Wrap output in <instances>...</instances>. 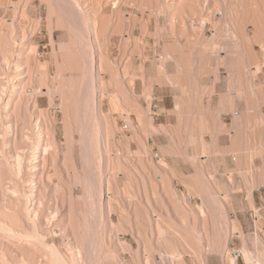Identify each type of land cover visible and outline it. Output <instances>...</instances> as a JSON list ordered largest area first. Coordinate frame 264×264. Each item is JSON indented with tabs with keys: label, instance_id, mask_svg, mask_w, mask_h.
<instances>
[{
	"label": "bare ground",
	"instance_id": "1",
	"mask_svg": "<svg viewBox=\"0 0 264 264\" xmlns=\"http://www.w3.org/2000/svg\"><path fill=\"white\" fill-rule=\"evenodd\" d=\"M58 1H60L59 5H61L59 6V14L54 16L51 0H41L42 5L44 3L47 7L46 18L43 19L37 15L36 0H0V134L2 136L0 141V264H186V258L192 255L195 256L193 260L195 264H213L209 260L210 257H217L220 264H238L240 256L246 264H264V234L263 236L259 234L262 232L261 226L264 224V173H258L257 178L249 181L245 188L244 199L239 198L238 189L234 190V193L238 194L234 196L235 198L227 194L228 191L226 195L222 193L223 198L226 200L223 204H218V200L216 202V200L212 199V202L214 201L212 203V206L214 204L213 209L218 208V216L224 223V233L219 237L214 234L215 228H213L214 219L212 216L215 212L210 213L204 203L201 208L195 209V207H190L188 202H179L174 189L176 173L171 167L165 173H161L159 166L161 167L162 165L158 162V169L155 167L150 169L152 172L148 173L150 174L148 177L146 176L147 173L141 168L140 170L142 171L138 172L136 169L135 173L140 181L145 175V179L150 181L147 182L148 186H150L149 183L155 184L156 181L158 185L160 183L162 185L161 188L163 187L161 189L159 186L160 191L164 189V193L168 195H165V199L157 195V189L159 188L156 185V187L152 186V189L149 188L154 193L150 199L145 197L147 192H143L147 189L142 191V193H146L145 195L143 194L144 196L137 192L140 191L139 187L137 189L134 187L137 193L133 191V194L128 195L130 192L127 189L132 190L134 188H130L127 185L128 188L125 186L127 191L124 189L126 192L123 193V189L117 187L116 170H110L114 173L111 180L108 178L110 181L105 178V172L109 171L110 156L112 148L116 146V136L119 133V129L115 122L110 127L103 128L106 125L103 123L106 115L103 114L102 101L99 105L96 102L97 82L99 80L97 72L101 70L102 66H110L108 59V48L110 39H112L110 36L113 33L122 34L126 22L132 23L140 19L144 22V25L142 24L143 34L148 36L146 37L148 40L135 43L133 49H135L138 59H140L141 75L139 77L142 82L149 81L150 75L149 79L147 78L148 71L153 72L155 82L159 87L166 88L165 90L173 95L174 102L179 104L182 100H185L181 85L188 81L186 76H180V72L182 68H185L188 72L191 70L195 72L193 78L196 88L194 99L196 109H199L198 116H195L193 121L187 122L183 120V127L180 130L186 132V128L190 130V127L195 131L197 130L200 145L199 153H196L195 158H193L195 159L194 164H202V159L212 160V154L218 151L216 147L211 149L205 147L203 141L206 134L210 135L214 144L219 140L220 135L224 133L229 135V132L227 133V130L223 129L221 123L212 124L213 126L211 127L206 116L201 114L202 100L206 94L201 87V83L205 81L207 69H209L207 62L212 57L217 60V67H215L213 72L214 81L220 80L218 66L223 65L222 63L224 62L223 57V60L220 59L221 54L225 55V61L228 63L227 70L230 73L229 77L233 82L232 84L236 86L239 84L238 79L236 80L237 72L240 74V72L245 71L246 74L243 75L245 77V90L237 89L235 92L223 96L229 99H227L229 101L228 111L235 114L242 103L246 104V106L251 103L254 107V111L252 110L254 114H250L251 116L254 115L253 119L250 116L251 121L244 119V113H242L244 114L243 117L235 115L237 117L233 120L235 133L231 141L234 144L238 135L242 132L238 133L240 126L250 127V124H253L252 130L249 131H253L256 135L254 137L258 139V148L262 150L264 148V0ZM124 7L135 9L139 14H129L127 15L128 17H125L124 14L121 15ZM70 8L76 12H72ZM107 11L110 12V15H107ZM52 16H54L53 19L56 18L57 29L61 27L64 31L67 29L69 33L72 30H70V21L74 23V21L81 19L83 36L80 34V54L76 58L77 54L74 58L72 57L73 59L70 58V55H74V53L71 48L64 46L63 42V45L58 44L60 56L56 55L59 52L56 51L57 53H54L55 38L53 26L56 23L54 22L55 25L52 26ZM114 18H117L120 21L119 23L122 22L119 26L116 24L117 27L114 24V26H111L110 22ZM161 18L166 24L163 34L159 28ZM227 21L226 38H229V42L224 45H220L217 42L201 45L208 27H213L217 36L222 32L220 29L221 24ZM150 23L154 25V33L148 35ZM43 25L47 28L45 40L49 42V47L51 48L49 50L50 53L48 52L49 55L45 59L43 58L44 60L41 58L43 54L40 52L38 43L34 41L43 30ZM248 28L252 31L248 32ZM57 29L55 28L54 30ZM196 29H198L197 32H195ZM162 36L170 38L171 43L167 44L164 42ZM190 37L194 38L190 45L182 44L183 39ZM70 41L72 40L70 39ZM73 41L75 40L73 39ZM69 43L71 44V42ZM228 46L232 47V51H229ZM256 47L259 51H257ZM76 51L78 52V49ZM210 51H212V54L209 53ZM19 54H24L25 57L23 56L24 58L21 59ZM243 54L246 55L245 60ZM67 63L69 68H72L69 66L72 63L80 74V78L74 85V82H70L72 86L71 89L68 88L70 91H67L69 92L64 89L65 82L63 85V73L67 71L64 70L67 66H64ZM52 64L55 68L57 67L54 76L56 78V82L54 81L55 86L53 78L50 77ZM168 69H173L171 75L166 74ZM69 71L70 69H68ZM85 81L88 83V88H84ZM134 82V77L129 79L127 87L131 88ZM104 95L105 93L102 92L100 98H104ZM41 99H46V107L41 105ZM57 99L60 105H56ZM68 99L73 101L72 110L74 113H71L77 115L81 109L83 120L84 116L86 117L85 114H89L93 120V131L80 130L78 132V141H75L76 137L74 138V135L66 130L70 125V123L68 125L69 119L67 120V117L71 111L68 112L67 109ZM136 99H134V102ZM148 100L147 103L149 102ZM183 105L185 106V104ZM151 107L150 103L149 110ZM57 111L62 113L64 120V138L66 145H68L67 149H70L73 144H77L78 147L80 145L79 148L83 152L82 158L85 163L87 162V151L93 154L92 158L94 159L92 160L95 163L97 162V167H94L97 168L98 181H94L91 172L86 170L83 165L79 166L81 161L78 159L79 165L73 161L71 156L72 159L68 164H66L68 159L66 160V165H60V160L57 161V149L60 148L61 150L60 143H62H59L58 140ZM181 111L182 109L178 105L175 111L170 112V115L180 121ZM225 111L227 110L225 109ZM238 113L241 114V112ZM145 115L146 112H139L141 123L143 120L145 121ZM124 121L129 124V116L124 115ZM149 122V134L145 126L142 125L141 131L139 130L138 132L139 137H136L144 157L151 155L149 140L154 142L155 139H162L164 134L171 140V147H168L167 152L170 155H175L178 150L176 146L179 143L175 130L163 131V127L156 128L153 126L151 119ZM253 127H255V130H253ZM177 130L179 131V127ZM74 134L76 133L74 132ZM239 137L241 136L239 135ZM254 137L252 136V139ZM254 142L257 143V141ZM78 147L73 149L79 150ZM236 150L239 149L237 148ZM70 151L71 149L67 150L69 152H66L67 157L71 154ZM249 151L252 152L251 150ZM256 153L258 157V151ZM66 155L65 158H67ZM262 156L264 162V154ZM252 157H256L255 154L251 155L249 159ZM249 159L247 160H252ZM234 160H237V158ZM140 161L142 162L141 159ZM117 163L116 166L121 162L118 165ZM122 163L119 171L129 179L134 172H130L128 169L130 165L127 162L122 161ZM133 177L131 178L133 179ZM55 178L60 186L53 189L50 184ZM209 178L211 177L209 176ZM143 181L142 183H145ZM245 181L247 180L245 179ZM52 185L55 186L54 184ZM212 185H214V182ZM144 186L146 187V185ZM194 186L195 184L190 186L192 192L196 191L197 194V192L202 191L203 185L201 186L202 188L198 187L199 184ZM78 188L85 194V198L76 196ZM118 188L122 190L123 196L126 194L128 197L125 198L124 196L123 198L120 193L114 192L113 197H110V192H120L117 190ZM188 188L189 186H187ZM190 189L189 191H191ZM219 189L221 192L222 189ZM261 190L262 193L259 194L261 203H259L256 192ZM163 191L162 195L164 196ZM223 191L225 192L226 190L224 189ZM197 195L199 198H206L200 194ZM149 200H152L151 203ZM235 200L240 201L235 202ZM146 204L151 205L150 207L147 206L151 209L149 211L154 218V222H152L154 223V228L152 229H154L156 236L153 238L155 239L153 244H151L149 237L154 235L150 234L149 236L151 232L147 234L149 229L147 230L143 227L144 222H146L145 219L150 217L146 214V212L148 213L145 209ZM248 213L250 215H247ZM195 214L197 215L196 217L199 216V219L202 218V223L198 224L199 226L201 225L202 231H200L201 233H199L200 235L197 238L192 235V230L196 227V224L190 222V219H193L192 216ZM114 215L118 216L117 223L114 222ZM145 215L149 217L145 218ZM231 215L233 219L230 218ZM206 217H209L210 222L205 220ZM195 221L197 223L198 220L195 218ZM150 224L149 222L146 225L150 226ZM168 229L179 233L180 242L182 241L183 244H179L177 238L170 236ZM246 231H251L249 240L252 242V251H249L243 243L245 242ZM233 238H236L235 240L238 239V243L242 241L241 244L243 246L241 245L242 247L239 250L231 252L229 246ZM164 244L170 247V249L167 247L168 251L166 248V251L163 249ZM259 245L262 246L261 252L257 251V246ZM193 256L192 258H194Z\"/></svg>",
	"mask_w": 264,
	"mask_h": 264
},
{
	"label": "rangeland",
	"instance_id": "2",
	"mask_svg": "<svg viewBox=\"0 0 264 264\" xmlns=\"http://www.w3.org/2000/svg\"><path fill=\"white\" fill-rule=\"evenodd\" d=\"M14 1H18V0H14ZM53 2H55V3H53ZM59 3H60V1H58V0H51V8H52V10L54 12L56 11L55 13L53 12L54 16L59 14V6H61V5H59ZM35 4H36V10L38 11L37 15H39L43 19H45L46 18V14H47L46 5L44 3L42 5L41 0H36ZM70 10L72 12H76L72 8H70ZM60 13H61V11H60ZM123 14H124L125 17H128L127 15H129V14L138 15L139 12L137 10H135V9L130 8V7H124L121 15H123ZM107 15H110L109 11H107ZM54 16H52V26L55 25L54 22L56 23V21H55L56 18L53 19ZM116 20H117V18L116 19L114 18V19L111 20V22H110L111 26L113 24L114 25L117 24L119 26V24L122 23V22L119 23L120 21H118V20L116 21ZM136 21H133L132 22L133 24L131 22H126L124 24V26H125L124 32H123L124 34L123 33L122 34L113 33L112 34L113 36L112 35H111L112 37L110 36V38H112V39H110V46L108 48V51H109L108 59H109L110 66H108V67L102 66V68H101V70L103 69L102 72H101V70H98V72H97V75H99V80L97 82V87L98 88L102 87V88H100L102 91L100 89L98 90V88H97L96 102H98L97 105H99L100 102L102 101L101 102V106H102L103 114L106 115V116L104 115L105 116V119H104L105 122L103 121V123L106 124L107 126L103 125L104 126L103 128H106L108 126L110 127L111 124L113 122H115V124L118 126V129H119V133L116 136L117 143H116L115 148H112V152H111V156H110L111 159L109 161V163H110L109 164V171L105 172V178L106 179L110 178V180H111L112 176H114L113 171L116 170L115 171L116 172L115 176H116V179H117V187H121V189H123V193L128 190V192H130V194L127 193L128 195L133 194V191H134V193L138 192L140 195L144 196L146 193H142V191L144 189H147V190H145L143 192H147L148 195L146 194L147 196L145 195V197H149V199H150L151 197H153L154 193H152V191H150L149 188L152 189L155 185L157 186V188H159V186L161 188L162 185H160V183L158 185V183L156 181L155 184L154 183L153 184L149 183L151 187L148 186L147 182H150V181H147V179H145L146 178L145 175H143L144 181L142 179V181L145 182V183H142V181L139 180V177L137 178V175H135L136 171L138 170V172H139V171L143 170L144 172L147 173L146 176L148 177L150 175L148 173L152 172V170H150V169H152L153 167L158 169V166H157L158 162L161 163V165H162L161 167L159 166V171L161 173H165L171 167L174 170V172L176 173V180L174 181V189H175V192H176V196H178V198H179V202L180 203L188 202L190 204V207H192V208L195 207V209L201 208L203 203H204L206 205L207 210L210 213H214L215 212L214 215L212 216L213 219H214L213 220L214 221L213 222V225H214L213 228H215V230L214 229L213 230L215 232L214 234L215 235L217 234L220 237L224 233V223L220 220V217L218 216V213H217L218 212V210H217L218 208L217 209L216 208L213 209L214 204L212 206V203L214 201L212 202V199L216 200V202L218 200L219 201V202H217L218 204L225 203L226 200L223 198V194L225 193V195H226L227 191H228L227 194L232 195L233 197L235 195L237 196L239 194L238 195L239 198L240 199L241 198L244 199V197H245V188L247 187L249 181L251 179L257 178V176L259 175L258 173H260V174L264 173V171H263L264 170V162H263V156H262L264 154V148H262V150L260 148H258L259 145H258V139L255 138L256 135L253 133V131H251V132L249 131V130H252L253 124L252 125L250 124V127H248V126L247 127L246 126H244V127L240 126V128H238V130L240 129V131H238V133L242 131L241 132L242 134L241 133L239 134L241 137H239V135H238L239 140H237L238 139L237 138L236 141L234 142V144L231 141V139L233 138L234 133H235V128H234L235 125H234V122H233V120H235V117H236L235 115H237V117L238 116L240 117V115L243 117L244 114H245L244 119H247V120L249 119L250 121L253 119V116H254V115H252V116L250 115L251 113L254 114V112H252V110L254 111V107H253V105L251 103L247 104V106L251 109V112H250V109L246 106V104L242 103L241 105H239V110L236 111L235 114H233L232 112L228 111L229 109L227 108L228 105H229V103H228L229 99L226 98V97H223V96H227L228 93L235 92V90H237V89L245 90V77L243 76V75H246L245 71L240 72V74H238V72L236 73V77H237L236 80L238 79L237 81H239L238 82L239 83L238 86L232 84L233 82L230 80V77H229L230 73L227 70L228 69L227 68L228 63L225 61V55L221 54L220 55V59H222V57H223L224 62L222 63L223 65L218 66V69H219L218 73H219V79L220 80L214 81L215 76H214L213 72L215 70V67H217V63H216L217 60L215 58H213V57L208 60L207 65H208L209 69H207V74L205 76V81L203 83H201V87L203 88V91L206 93L205 97L202 100V106L203 107H202V110H201V112H202L201 114L206 116V119H207L209 125L211 124L210 125L211 127L213 126L212 124L216 125L217 123H221V126L223 127V129H225V131L227 130V133L229 132V135L226 134V133L220 135L219 140L216 142V144H214L212 142V139H211L210 135L206 134L204 136V141H203V144L205 145V147H208L209 149L216 147L218 151H216L215 153L212 154L213 155L212 156V158H213L212 160L211 159L210 160L209 159H202V161H203L202 164L195 165L194 164V160L195 159H193V158H195L196 153H199V145H200L199 138H198V135H197V130L195 131L194 129H191V127H190V130H188L186 128V132L185 131L184 132L180 131L181 128L183 127V120L187 121V122L188 121H193L195 119V116H198V110L199 109L198 110L196 109V104H195V99H194L195 98L194 96H195V89L196 88H195V84L193 82V78L195 76V72H192V70L188 72V70H186L185 68H182V71L180 72V76H183V77L186 76L188 81L184 82V84L181 85V90L184 91L185 100L184 101L182 100V102L179 103V104L178 103L176 104L174 102L173 95L171 93H169L168 91H166L165 90L166 88L163 89V88L159 87V85L155 82V75H153L154 74L153 72H149L148 71V74H147L148 77L147 78L149 79V75H150L149 81L146 80L147 83L146 82L145 83L142 82L140 77H139L141 75V70H140V67H139L140 66V59H138V54L135 51V49H133V48L135 47L134 46L135 43H137L139 41L140 42L147 41L148 38H146V37H148V36H145L143 34V29L142 28H143L144 22L142 20H140V19H138ZM69 24L71 26L70 30L72 29L70 31V33H69V31L67 29H65L66 31H64V29L61 28V27L60 28L58 27V29H59L58 30L57 29V23L55 25L56 27L53 26L54 38H55L54 53L56 54L57 52H59V45L58 44L60 43V45H63V43H64V46H67V47L71 48L72 52L74 53V55H70V58H72V57L74 58V56L77 54L75 56V58H76L80 54V45H79V43H80V38H81L80 34H81V36H83L82 35L83 34L82 33L83 32L82 31V26L83 25H82L81 19H79L77 21H74V23H73V21L72 22L70 21ZM117 25H116V27H117ZM45 28H46V26L43 25V30L41 31L40 35L37 38H35V40H34L36 43H38V45L40 47V52H42V54H43V56L41 57L42 59L43 58L45 59L50 53L49 50H51V48L49 47V42L47 40H45V37L47 35V32H46L47 28L46 29ZM55 28L57 30H54ZM159 28H160V30L162 31V34H163V30L166 28V24L163 22V18H161V20H160ZM227 28H228V21L226 23H224V24H221L220 29L222 30V32L220 33V35L216 36L215 29L213 27H208L207 28V33L203 37L201 45L211 44V42L212 43L217 42L220 45L226 44L227 42H229V38H226L227 37V32H226ZM75 30H76V32H75ZM248 30H249L248 32L252 31L250 28H248ZM197 31H198V29H196L195 32H197ZM73 32H74V34H73ZM75 33H79V34H75ZM152 33H154V25H153V23H150L148 35H150ZM162 37L164 38L163 39L164 42H166L167 44L171 43V41H170L171 39L170 38H167L166 36H162ZM70 39L72 41H70ZM73 39L75 41H73ZM193 40H194L193 37L183 39L182 40V44L185 43L187 45H190ZM69 42H71V44ZM76 43L78 44L79 47L77 46ZM45 46H47V47H45ZM71 46H73L74 48L71 47ZM228 47H229V51H232V47L231 46H228ZM257 47H256V49H257V51H259V49H258L259 47L258 48ZM77 49H78V52L76 51ZM185 50H187V49H185ZM209 53L212 54V51H210ZM44 55H46V56H44ZM56 55L60 56V52L57 53ZM23 56L25 57L24 54H21V55L19 54V57L21 59L24 58ZM243 58L245 60V58H246L245 54H243ZM69 66L72 67V68L68 67V63H67V65L64 66V67H66V68H64V70H67V71L65 73H63V85H64V82H65L66 84L64 85V89H65L66 92H69L70 91L69 89H71L72 83L74 82L73 83V85H74L75 82L78 81V79L80 78V74H79L78 70H76V67H73L72 63ZM74 68H75V70H73ZM68 69H70V71H69L70 73L68 72ZM56 71H57V67L55 68L53 66V64H52L51 68H50V77L53 78L52 80H53L54 86H55V82H56V78L54 77ZM35 73H36V71H35ZM172 73H173V69H168L166 71V74H168V75L169 74L171 75ZM100 75H101V77H100ZM67 76H68L69 79L71 78V80H69L67 78ZM133 77H134V80H135L134 85H132V83H131L132 87L129 88V87H127L128 81H129V79H132ZM73 78H74V80H73ZM75 78H77V79H75ZM150 80H151V83H150ZM67 81H69L68 84H67ZM99 81H101L102 83L99 82ZM70 82H72V83H70ZM103 82H104V85H103ZM155 83H156V85H155ZM229 84H230V86H229ZM148 86H150V87H148ZM84 88H88V83H86V81H85V84H84ZM67 90H69V91H67ZM100 91H101V93L102 92L105 93L104 98H102V99L100 98L101 97L100 96V94H101ZM149 92H150V94H149ZM84 93H85V90L83 92V96H84ZM123 93H124V95H123ZM148 94H149V97H148ZM105 98H107V99H105ZM123 98H124V101H123ZM134 99H136L135 102H134ZM147 100L149 101L148 103H147ZM40 102H41V105L43 107L47 106L46 99H41ZM67 102H69L68 103L69 106L67 105L68 112L70 110L71 111L68 113L69 115L67 117V120L69 119L68 120L69 121L68 125L70 123V125H69L70 127L68 126V129H66V130H68V132L72 133L74 135L73 136L74 138L76 137L75 141H78L79 140L78 132L80 130H83V131L88 130L90 132H91V130L93 131V127H92L93 126V120H92V117L89 114H85L86 117L84 116V120H83V116H82L83 113H82L81 109H80V113H78L77 115L73 114L74 112L72 110V108H73L72 99H68ZM150 103H151L152 107L149 110V104ZM57 104L60 105L58 99L56 101V105ZM79 104H81V102H79ZM183 104H185V106ZM178 105L182 109V111L180 112V117H181L180 121L178 120V118L171 117V115H170V112L171 111H175L177 109ZM69 107H70V109H69ZM183 107L185 109L186 108H188V109L185 110ZM225 109L228 112L225 111ZM244 110H245L246 113L248 111V113L246 114L244 112ZM177 111H179V110H177ZM58 112L59 111H57V113H56L57 114L56 115L57 126H58L57 130H58V136H59L58 140H59V143L60 142H62V143H60L61 144L60 145L61 150H60V148L57 149V156H58L57 157V161L60 160L59 161L60 165H62V164L66 165V164H68L70 162V160L72 158H73V161H75V163H77V164H78V160H80L81 163L79 161L80 165L79 164L78 165L79 166L83 165L86 170H89L91 172V176L93 177L94 181H98L97 168H96L97 167L96 166L97 162L95 163L94 160H92V159H94V158H92L93 157L92 153L87 151V153H86L87 162L85 163L83 161V158H82L83 152L79 148L80 145L78 147L77 144H73V145H71V148H70L71 149V151H70L71 154H69L68 157H67L66 152H67V150L69 151L70 149H67L68 145H66L65 138H64V135H65L64 134L65 133L64 130L65 129L63 127L64 120H63V117H62V113H60V112L58 113ZM71 112H73V113H71ZM139 112H146V115L144 117L145 121L143 120L142 123L139 120L140 119ZM148 112H149V114H148ZM238 112H241V114L238 113ZM242 113H244V114H242ZM124 115L129 116V118H130V123L129 124L125 123ZM74 116H76V117H74ZM250 116L252 117V119H251ZM72 118H73V120H72ZM218 118L220 119V121H219ZM150 119L152 120L153 126H155L156 128L163 127V129H164L163 131H167V132L170 129H174L175 130V132L177 133L178 142L180 143V145L178 143L177 144L178 146H176L178 150L176 151L175 155H170L167 152L168 151L167 150L168 147H171V144H170L171 140L169 139L168 136H165V134H164V137L162 139L161 138L155 139L154 142L149 140V149H151L150 150L151 155L149 157H144V155L141 153V149L138 146V142H137V138L136 137H139V133L138 132L141 129L142 125L145 126L146 131L149 134V131H150V124H149L150 122L149 121H150ZM76 120H77V122H76ZM72 121H74V122H72ZM180 122H181V125H180ZM71 123L72 124L74 123V124L72 125ZM71 127H72V129H70ZM81 127H82V129H81ZM178 127H179V131L178 130L176 131V129H178ZM241 128H242V130H241ZM244 128H245V132H244ZM254 128L255 127H253V130H255ZM74 132L76 134H74ZM231 132H233V133H231ZM251 135L253 137L255 136L253 139H254V141H257V143L252 141L253 139H252ZM0 136H1V134H0ZM243 136H244V138H242ZM240 138H242V139L240 140ZM1 139H2V136L0 138V141H1ZM243 142H244V144H243ZM63 143L65 144V147H64ZM75 145H76V147H75ZM255 145H256V147H255ZM246 146H247V148H246ZM250 146L252 147V149H251ZM77 147L79 148V150L78 149L74 150ZM233 148H234V150H233ZM237 148L239 150H236ZM253 148H255V149L257 148L256 151H254L255 149H253ZM249 150H251L253 153L250 152ZM237 151H238V153H236ZM257 151L259 153V156H261V158H259V156L257 157V155H258L256 153ZM259 151L262 152V153L260 154ZM73 152L75 153V156H74ZM243 152H244V154H243ZM67 153H69V152H67ZM76 154L78 155V157H77ZM245 154H246V156H245ZM253 154H255L256 157H252L251 158L252 160L249 159L251 157V155L253 156ZM65 155H66L67 158H65ZM141 156H143V157H141ZM236 158H237V160H234ZM140 159L142 160V162L140 161ZM244 159H246V160H244ZM247 159H249V160H251L253 162L248 161ZM66 160H67V163H66ZM254 160H256V161H254ZM95 161H96V159H95ZM122 161L127 162V164L131 166V167L129 166L128 169L130 170L131 173L134 172V173L131 174L132 175L131 177L134 176L133 179L131 177L129 179H127V176H125L124 174H121V171H119L120 168H121L120 164L121 165L123 164ZM150 161H151V164H150ZM117 162H119V163L121 162V163L119 164ZM94 163H95V165H94ZM116 163H117V165L119 164L118 165L119 169H118V166H116ZM250 165H253L254 167L250 166ZM94 166H96V167H94ZM138 166H140V167H138ZM88 167H90V168H88ZM241 167L243 169H245V170H243ZM140 168L142 170H140ZM255 168H257V169H255ZM261 168H263V169H261ZM110 170H113V171H110ZM117 170L119 171V173H117L118 172ZM242 170H243V173H242ZM250 173H251L252 177L250 176ZM51 174H52V172H51ZM255 174H256V176H254ZM109 176H111V177H109ZM209 176L212 178V179L209 178L211 181L208 179ZM244 178L247 181H245ZM135 179H137V180H135ZM110 180L108 179V181H110ZM212 181L214 182V185H212L213 184ZM140 182H141V184H140ZM189 182L192 183V184H190ZM51 183L55 185V186H53L52 184H50L53 189L56 188V187L58 188V186H60L56 178L53 179L51 181ZM188 183H189V185H187ZM142 184L146 185L147 188L144 185L141 186ZM194 184H195V186L196 185L198 186V184H199L198 187H201L203 185L202 187L205 190L201 187L202 191L201 192H197V194H200L201 196H204L206 198H203V197L199 198L198 195L196 194V191L193 190L194 192H192V190L190 189V186H193ZM127 185L130 186V188L131 187L132 188L136 187V189H137V187H139L140 191L136 192L135 188L130 190ZM239 185H240V188H239ZM125 186H127V188H128L127 190L125 189L126 188ZM187 186H189L188 189H187ZM219 186H221V187H219ZM141 188H142V190H141ZM160 188L157 189L158 190L157 195L160 196L162 199H165V195L166 196H168V195L166 193H164V191H163L164 189H163L162 190L163 194H164V196H163L162 195V191H160L163 187L161 189ZM214 188H216V189L217 188L218 189L221 188L222 190L220 192V189H219V191H218V189L216 191V189L214 190ZM241 188H243V189L241 190ZM79 189L80 188H78L77 191H76V196H82V198L83 197L85 198V194ZM189 189L191 191H189ZM224 189L226 190L225 192L223 191ZM237 189H238V194H235L234 190H237ZM117 190L120 191V192L112 191V192H110V195H111L110 197H113L114 193H120V195L123 196V193L121 192L122 190H120L119 188ZM262 190L260 192L259 191L256 192V197L259 200V203H261L259 194L262 193ZM131 191H132V193H131ZM149 192L151 193L150 195H149ZM189 192H191V193H189ZM49 193H51V192H49ZM80 193H81V195H80ZM206 193L208 194V196H207ZM219 193H220V195H219ZM56 194L59 195L58 193H56ZM188 194L190 195V198H189ZM216 195L217 196L219 195V196L217 197ZM124 196H125V198L128 197V196H126V194ZM124 196H123V198H124ZM186 198H188V199H186ZM207 198H209V199H207ZM217 198H219V199H217ZM149 201L151 203L152 200H149ZM239 201L240 200H235V202H239ZM218 204H215V205H218ZM147 205L149 206V204H146V206H145L146 211H148V213L146 212V214L149 215L150 217L146 216V215L144 217L145 218L149 217V218L145 219V221L147 222V220L150 219L149 222L151 224H150V226L149 225L147 226L146 224H149V222H147V223L144 222L143 227H144V229H147V230L149 229L147 231V234H148V232H151V233H149V236H150V234L154 235L153 237H149V240L151 241V244H153L154 240H155L153 238L156 236V234L154 232V229H152V228H154V223H152V222H154V218H153L152 213L149 211V210H151L149 208L151 205L149 207ZM180 208L182 209V205L181 204H180ZM216 213H217V215H215ZM247 215H250V214L248 213ZM196 216L197 215L195 214V215L192 216L193 219L192 218L190 219L191 223L194 222L196 224V227L194 226L196 229L193 228V230H192V235L195 238H197V236L199 237V235H200L199 233H201L200 231H202L201 230L202 227L200 228L201 225L200 226L198 225V224L202 223V218L199 219L198 218L199 216L198 217H196ZM117 217H118L117 215L113 216L115 223L118 222ZM195 218H196V220H198L197 223L195 221ZM230 218L233 219V216L231 215ZM249 219H251V218L249 217ZM205 220L210 222L209 217H206ZM197 227H199V228L197 229ZM261 227H262V232H260L259 234L261 236H263V234H264V230H263L264 229V224H262ZM168 233H169L170 236L175 237V239L177 238V240L179 241V244H183L182 241L180 242V239H179L180 234L179 233H177V232L175 233V232H173L170 229H168ZM250 234H251V231L250 232H247V231L245 232V240H244L245 242H243V243H244L245 247L249 251H252L253 250L252 242L249 240V235ZM152 239H153V242H152ZM235 239L236 238H233V241H232V243L229 246V250L231 249L230 250L231 252L232 251H237V250H239V248H241L243 246V244H241L242 241H239L240 243H238V239L237 240H235ZM167 247L170 249V247L167 244H164L163 249L166 248L167 251H168L169 249ZM166 249H165V251H166ZM171 249H173V248H171ZM261 250H262V246L261 245L257 246V251L261 252ZM191 252H189V253H191ZM192 256L186 258V264H195V261H193L195 259V256H193L194 258H192ZM209 260L213 264H220V262H219L217 257H210ZM238 264H246V262L243 260V258L241 256L238 258Z\"/></svg>",
	"mask_w": 264,
	"mask_h": 264
}]
</instances>
